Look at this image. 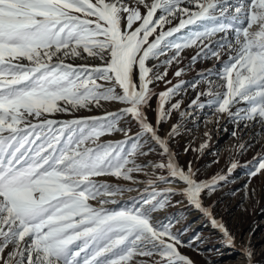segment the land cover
<instances>
[{
	"label": "snow or ice",
	"instance_id": "obj_1",
	"mask_svg": "<svg viewBox=\"0 0 264 264\" xmlns=\"http://www.w3.org/2000/svg\"><path fill=\"white\" fill-rule=\"evenodd\" d=\"M173 20L178 24L165 30ZM198 24L202 30L170 39ZM217 33L225 36L213 48L210 38ZM198 43L197 56L219 59L226 49L229 57L219 74L224 91L210 89L208 105L237 124L264 126V0H0V264H131L138 256H159L155 264H193L178 250L179 234L153 222L152 213L168 202L164 193L185 196L234 244L201 198L225 177L198 181L191 162L185 170L169 147L178 127L161 137L146 114L150 86L167 75L148 62L174 50L164 61L170 65ZM178 87L159 93L157 126L170 117L165 106ZM102 101L126 107L104 116L55 118L101 107ZM238 104L244 106L232 111ZM124 116L141 131L125 141L97 143L113 132L127 136L130 129L118 126ZM152 142L166 157L152 166L169 174L157 179L179 181V193L168 188L141 205L105 207L117 204L112 197L125 189L92 177L133 179L132 173L143 171L135 157L154 151ZM262 172L264 157L249 176ZM242 251L251 264L252 253Z\"/></svg>",
	"mask_w": 264,
	"mask_h": 264
},
{
	"label": "rangeland",
	"instance_id": "obj_2",
	"mask_svg": "<svg viewBox=\"0 0 264 264\" xmlns=\"http://www.w3.org/2000/svg\"><path fill=\"white\" fill-rule=\"evenodd\" d=\"M129 2L134 3L135 0ZM147 2L151 3V0ZM228 3L234 5L237 0H228ZM159 15L158 12L157 17ZM205 23L210 25L212 22ZM176 24L178 20H173L171 25L165 26V30ZM199 30H202L199 24L189 26L170 39L179 40L191 31ZM157 31L159 32V29ZM224 36L225 33H217L211 37L212 47L215 48L214 42ZM205 43L208 41L206 40ZM201 47L202 45L198 43L196 46L184 49L178 61L170 65L165 64L164 61L171 58L174 50L169 51L166 56L159 57L158 60L148 62L149 67L155 65L156 71L161 74L167 71V75L150 86L154 95L150 107L146 109V114L149 122L154 127H158V134L161 137H168L172 127H178V134L169 138V147L175 154L177 163L185 170L191 162L198 181H210L217 176L225 177L216 184L214 191L205 190L201 198L203 206L210 209L213 217L227 228L234 238V244L229 245L220 230L211 224L209 217L191 205L185 196L164 193L168 188L176 189L179 193L183 185L171 178H169L171 182L157 179L160 176L169 177V174L166 168L159 169L152 166L161 162L166 163V157L161 155L162 150L154 142L150 145L154 151L135 157L143 171L132 173L133 179L125 180L112 175L92 177V179L98 183H107L125 189L112 197L118 201L117 204L104 205L108 208L141 205L143 200L154 191L167 195L169 199L165 206L152 213L153 222L170 225L171 231L179 234L183 244L178 246V250L189 257L193 264H249L243 249L252 253L251 264H264V172L255 177L249 176L256 161L264 157V126L251 122L245 127L244 122L237 124L227 113H215L214 107L208 105V101L212 98L207 95L210 89L224 91L219 74L229 57L226 49L221 50L219 59L211 57L210 54L208 57L203 54L197 56ZM193 57L197 59L193 61ZM81 62L76 61V63ZM180 69H183L182 74L176 76L175 73ZM177 85L179 87L176 94L165 106L166 109L171 110V115L157 126L156 109L159 93ZM193 101L196 103L194 104ZM175 103H179L180 107L171 109V104ZM199 104H203L204 107H199ZM101 105V107L92 106L90 110L81 109L73 115L56 114L55 118L65 120L83 116H104L108 112L116 113L126 107L118 102L102 101ZM243 106L238 104L232 111ZM118 126L130 129L127 136L124 132H113L100 137L97 143L125 141L128 136L135 137L141 131L139 124L130 116H124ZM130 145L131 141L129 148ZM241 145L244 147L241 148ZM147 150L148 146L142 149L145 152ZM233 164L237 166L232 168ZM149 180L154 182L152 186H149ZM162 198L163 196L157 197V199ZM91 203L100 206L98 200ZM159 259V256H138L131 264H137L140 260L147 261V264H155Z\"/></svg>",
	"mask_w": 264,
	"mask_h": 264
},
{
	"label": "bare ground",
	"instance_id": "obj_3",
	"mask_svg": "<svg viewBox=\"0 0 264 264\" xmlns=\"http://www.w3.org/2000/svg\"><path fill=\"white\" fill-rule=\"evenodd\" d=\"M189 7H192V6H190V5H188Z\"/></svg>",
	"mask_w": 264,
	"mask_h": 264
}]
</instances>
